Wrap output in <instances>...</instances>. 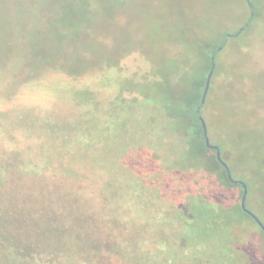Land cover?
Wrapping results in <instances>:
<instances>
[{
	"label": "rangeland",
	"instance_id": "374dc122",
	"mask_svg": "<svg viewBox=\"0 0 264 264\" xmlns=\"http://www.w3.org/2000/svg\"><path fill=\"white\" fill-rule=\"evenodd\" d=\"M222 41L214 67L219 88L203 119L209 142L247 187L246 207L264 224V0H0V164L17 161L0 174V228L15 224L11 202L34 203V220L58 221L65 227L54 238L71 239L73 222L42 204L54 185L66 204L96 214L104 229L107 214L124 222L120 228L135 241L165 228L216 254L235 228L264 248L254 223L234 207L239 188L218 191L213 165L190 153L179 109L152 104L157 76L168 83L186 77L188 63L202 62ZM168 58L175 59L171 69ZM28 161L50 167L41 173ZM198 195L211 199L201 217L175 225L177 216L186 220L183 201ZM214 208L218 225L207 219ZM6 240L18 243L0 232V264H13Z\"/></svg>",
	"mask_w": 264,
	"mask_h": 264
},
{
	"label": "trees",
	"instance_id": "16d2710c",
	"mask_svg": "<svg viewBox=\"0 0 264 264\" xmlns=\"http://www.w3.org/2000/svg\"><path fill=\"white\" fill-rule=\"evenodd\" d=\"M245 29L246 26L234 32L237 34ZM225 45L226 43L222 41L220 45H218V47L221 46L219 49H216L217 47L211 48L208 53H204V59L202 62L198 63L199 65L196 64L197 61L188 63L185 68L190 74L186 77L179 75L168 83L164 77L157 76L153 82V90L155 91H152V104L154 106L156 105L155 107H157V109L165 111V104L169 102L170 106L173 105L179 109L177 113H175V117H177L176 119L181 123L182 127L186 129V136H188V143L190 144V153L202 154L207 159L205 162H210V165H213V168L207 166L210 168L211 173H213L212 180L218 191L221 192L228 187L239 188L238 193L233 199L234 207L254 223L258 232L264 238L256 222L240 208L239 200L242 193V186L239 183H232L228 180L225 169L216 159L215 150L206 146L199 119L200 116L202 118L205 117L203 114L204 107L207 101L214 99L219 88L214 81L217 59L214 58L212 61L210 57L212 55L215 57L216 53H219ZM212 62L215 63V68L205 101L201 104V95L206 74ZM165 63V68L167 69H171L172 66L176 64L173 58H168ZM141 94L144 95L140 92L137 100L140 101V103L144 102V104H146L144 100L147 96H142ZM168 96L169 100L167 101L166 99ZM135 98L136 97L132 98V101H136ZM222 159L224 160V157H222ZM15 161L14 158L7 160L4 165L0 164V174L8 173L11 169H15L17 165V161ZM28 163L36 169L39 168L41 173L50 167L46 163L43 164V161L41 163L35 162V164H33L34 161H28ZM57 166L59 169L61 163L59 162ZM63 171H66V169ZM203 174H205V172ZM4 179L5 178H3L2 182L8 183V179ZM202 184L203 187H207V177L201 182V185ZM197 185H199V183L194 182V187ZM0 186L3 185L0 183ZM53 186H50L51 189L46 188L49 190L45 189L48 193H44L45 190H41L46 197V201H43L42 204L49 208H52V206L57 207L61 211L63 217L69 218L68 221H70V223L73 222L76 234L71 239H66L64 237V239L57 240L52 233L55 232L56 228L62 230V228L65 227L63 224L53 220H46L48 223L46 221L41 222L34 220L32 217L33 209L31 208L34 203L25 206L11 202L10 205L17 208L15 211L11 209V217L15 219V224H12L8 228L2 225L0 232L10 234L11 242L13 240L18 242L12 246V244L6 240L7 244H4L5 249L14 255L13 264H16L15 261L18 259V256L21 257V259L19 258L21 260L20 264H264V248L260 247L255 249L253 244L252 246L249 244V236L240 234V230L235 228L233 230L229 228L230 231L228 230L227 238L220 245L221 248L219 252L216 254L213 253L215 256H212L213 254H205L203 252L204 250L201 248V243L200 245L198 243L195 248L189 247L185 235L179 234L173 236L170 232L169 235H167L165 233V228L159 233H155L157 235L156 238L152 235L150 239H139L135 241L134 237H132V234H129L127 229L123 230L120 228L124 222L118 221V218H112L110 214H107L109 224L108 228L104 229L96 220L98 217L96 214L94 215L83 211L80 205L77 207L78 209L75 208V212L73 207L79 203L75 204V201H71L73 204H66L68 200L59 197L55 189L56 187ZM198 196L195 199L188 198V200L183 201L184 206L179 213H186V220L180 222L179 216H177L173 221L175 225L189 224L201 217V204L203 203V206L207 207V205H210L211 199L203 195ZM0 197L2 196L0 195ZM220 198L221 196L218 197V194L212 196V199L216 200L217 204L221 202ZM223 203H225V201ZM10 205L9 207L11 208ZM207 210L208 213L210 212L207 219H211L218 225L216 222L220 223L221 220L219 216L214 213L215 208ZM52 214L53 212L51 209L45 212L47 217ZM20 216H22V218H19ZM76 216L80 218L74 220ZM117 224L119 226H117ZM43 225H47L49 230L46 227L44 228ZM68 226L66 225V227ZM115 226L118 227V230L114 229ZM123 226L125 228V225ZM119 231L121 235H117ZM170 249L175 250V252L171 253L169 251Z\"/></svg>",
	"mask_w": 264,
	"mask_h": 264
},
{
	"label": "water",
	"instance_id": "95a60500",
	"mask_svg": "<svg viewBox=\"0 0 264 264\" xmlns=\"http://www.w3.org/2000/svg\"><path fill=\"white\" fill-rule=\"evenodd\" d=\"M220 47L221 46H219L218 49ZM210 58L213 61L215 57H214V55H212ZM214 67H215V63L212 62L211 65H210V68H209V70H208V72L206 74V78H205V82H204V88H203V92H202V95H201V104L205 101V97H206V94L208 92V88H209V85H210V81H211V77H212V74H213V71H214ZM199 119H200V122H201L202 133H203V136H204V141H205L206 146L215 150L216 159L223 166V168L225 169V173H226V176H227L228 180L230 182H232V183H239L242 186V193H241L240 200H239L240 208L243 210V212L248 214L256 222V224L259 226V228L261 229V231H262V233L264 235V224L245 205V200H246V196H247V187H246L245 183L243 181H241V180H236V179H234L231 176L229 167L227 166V164L224 162V160L221 157V152H220L219 147L217 145H213V144H211L209 142V138H208V135H207V127H206L204 119L201 116L199 117Z\"/></svg>",
	"mask_w": 264,
	"mask_h": 264
}]
</instances>
